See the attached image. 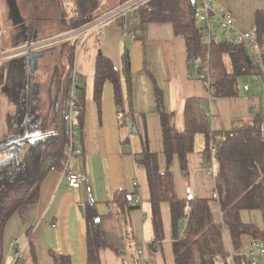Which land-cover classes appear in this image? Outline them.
Instances as JSON below:
<instances>
[{
	"label": "crops",
	"instance_id": "obj_1",
	"mask_svg": "<svg viewBox=\"0 0 264 264\" xmlns=\"http://www.w3.org/2000/svg\"><path fill=\"white\" fill-rule=\"evenodd\" d=\"M214 1L211 0L212 5ZM215 3L233 16L234 28L239 31L255 29L254 15L258 11H262L264 17V0H218ZM67 7L65 13L63 0H0L1 52L41 39H56L45 48L21 52L0 62L4 63L7 89L19 93V137L24 140L54 131L61 81L67 73L69 50L73 47V70L84 87L85 108L75 140V148L81 155L69 160L68 169L88 176L86 183L72 190L58 169L48 172L37 203L19 208L4 228L3 264H54L51 252L69 256L71 264H86L84 206L89 201L95 204L108 245L100 251L101 264H175L169 206L160 205L163 239L155 243L146 174L135 163V155L143 150L146 140L149 150L159 156L160 171L166 168L155 91L161 93L162 106L173 113L174 126L180 132L184 127L183 106L187 98L201 99V106L216 131L247 123L260 113V103L253 96L248 101L209 97L206 84L195 67L188 68L183 39L174 35L169 24L146 25L133 17L126 27L134 35V40L129 42L123 38L119 22L94 30L86 27L71 30L73 6L68 4ZM108 10L111 9L98 14ZM125 47L130 59L131 93H127L122 79L121 106L125 117L121 125L111 84L103 87L100 107L93 102L92 93L97 54L108 58L119 71ZM32 56L37 57L31 59ZM236 104L243 106L231 115ZM202 147L203 138L197 135L194 151L187 156L186 172L180 170L176 157L169 167L176 195L181 200L212 199L215 192L214 178L204 172ZM120 191L129 196L135 209L121 211L113 203L114 194ZM79 207L83 208V214ZM210 208L215 223H220L218 205L210 203ZM241 220L262 229L258 211L242 212ZM222 238L224 252L228 254L232 246L226 230ZM216 264H230V261L225 258Z\"/></svg>",
	"mask_w": 264,
	"mask_h": 264
},
{
	"label": "trees",
	"instance_id": "obj_2",
	"mask_svg": "<svg viewBox=\"0 0 264 264\" xmlns=\"http://www.w3.org/2000/svg\"><path fill=\"white\" fill-rule=\"evenodd\" d=\"M126 0H120L122 5ZM73 14L70 29L77 31L100 16L95 14L98 0H71ZM142 24L164 23L184 41L185 56L190 69L206 84L209 97L233 99L241 95L239 79L258 73L259 68L246 50L225 40L215 39L209 44L202 41V31L196 22L190 0H153L140 8L134 16ZM132 17V18H133ZM253 33L264 48V17L254 15ZM230 62L226 70L224 57ZM73 47L69 50L67 73L61 81V92L54 131L10 143L1 149L0 158V264H3V231L11 217L23 206L39 200L44 178L51 169H60L65 160L67 143L64 116L68 109L69 89L73 72ZM264 61V56H263ZM121 68L115 70L112 62L100 53L96 56L93 81V102L100 107L103 87L110 83L116 106H121L124 80L131 93V68L128 48L120 56ZM4 82V67H0V85ZM155 101L159 114L162 155L165 170L159 169V156L152 153L144 142L143 150L135 155V163L145 171L149 191V206L154 241L163 239L160 205L168 204L170 212L172 250L175 264H216L226 258L223 231L230 237L232 250L238 252L252 240L264 241V139L260 133L262 116L229 130H213L211 118L201 106L200 98H187L183 106V130L174 126V115L162 106V95L156 90ZM76 124L80 126L85 108V91L80 84L74 95ZM203 138L201 154L204 165L215 166L214 191L221 213V222L215 223L210 209L213 199L177 197L173 175L169 170L176 157L182 172L187 171V156L194 151L195 137ZM113 203L123 211L136 207L129 196L116 192ZM260 212L262 229L241 220L242 212ZM86 264H101L100 251L108 248L98 222L95 204L84 206ZM247 240H249L247 242ZM54 264H71L69 256L50 253ZM247 264V263H245Z\"/></svg>",
	"mask_w": 264,
	"mask_h": 264
},
{
	"label": "built area",
	"instance_id": "obj_3",
	"mask_svg": "<svg viewBox=\"0 0 264 264\" xmlns=\"http://www.w3.org/2000/svg\"><path fill=\"white\" fill-rule=\"evenodd\" d=\"M153 0H126L122 5L116 8L108 10L104 14L98 16L85 27L86 29L94 30L100 27L106 26L111 23H121V30L123 31V38H127L129 42L134 40V35L126 30V27L134 16V14L140 9L147 6ZM192 11L196 22L200 26L202 31V41L205 44H209L216 38L230 42L234 45L240 46L246 50L250 59L257 64L259 68L258 73H253L245 77L246 81L242 86V91L245 93L250 92L252 89L251 82H255L256 85L262 87V102L264 103V48L257 41L253 31L245 32L239 31L234 28L233 16L224 11L221 7L215 8L212 5L211 0H194L192 5ZM83 27V28H85ZM55 40L41 39L34 42H30L19 49H13L11 51H0V62L4 59L16 56L21 52L31 53L55 42ZM249 52V53H248ZM196 65V62H193ZM80 85V80L76 77L74 70L72 72L71 85L69 89V98L67 101L68 109L64 116V122L67 126L66 137L67 143L65 147V160L59 169L62 175L65 176L66 185L72 190L79 189L80 186L87 182L88 176L86 174H77L68 169V162L73 156L81 155V151L75 148V140L78 136V125L76 124L77 111L73 104L76 88ZM117 116L119 124H124L125 111L122 106H117ZM263 120L260 126V133L264 139V112L259 113ZM204 172L210 174L213 178L215 176L214 168L204 165ZM212 199L216 201L217 195L213 192ZM13 243L9 244L12 247ZM18 255H16L14 262H16ZM226 260L230 261V264H264V241L252 240L245 248L234 252L231 250Z\"/></svg>",
	"mask_w": 264,
	"mask_h": 264
},
{
	"label": "rangeland",
	"instance_id": "obj_4",
	"mask_svg": "<svg viewBox=\"0 0 264 264\" xmlns=\"http://www.w3.org/2000/svg\"><path fill=\"white\" fill-rule=\"evenodd\" d=\"M120 0H98L99 6L95 12V14L98 13H103L106 11L108 8L113 9L114 7L112 6L114 3H118ZM214 2H218V0H215ZM213 5L215 8H217V3ZM64 3V10L65 13L68 11V4H71V0H63ZM220 7V6H219ZM222 8V7H221ZM223 9V8H222ZM224 10V9H223ZM103 11V12H102ZM219 39H222V36H219ZM249 53V52H248ZM224 64L226 67L227 71H230V62L229 59L225 56L224 57ZM0 67H4V63L0 64ZM6 78V74H4V81ZM246 79L245 78H240L239 79V85H240V90H241V95L239 98H236V100H247L251 96L256 97L258 99V102L260 103V113L264 112V103L262 102V87L260 85H256L255 82H251L252 89L250 92L245 93L242 91V86L245 83ZM7 81L3 82L2 85H0V158L4 154V152H1V149L5 146H3L6 142L7 138L13 137L19 141V93L18 91H15L13 89H7L6 87ZM243 106L241 105H235L233 109L231 110V115L233 113H237V108ZM246 111V109H245ZM248 111V108H247ZM234 114V115H235ZM25 121L22 123V128L24 129ZM22 129V130H23ZM48 129V128H47ZM215 166H214V172H215ZM212 206H217V203L215 201H210ZM211 209V208H210Z\"/></svg>",
	"mask_w": 264,
	"mask_h": 264
},
{
	"label": "water",
	"instance_id": "obj_5",
	"mask_svg": "<svg viewBox=\"0 0 264 264\" xmlns=\"http://www.w3.org/2000/svg\"><path fill=\"white\" fill-rule=\"evenodd\" d=\"M190 2H191V4L193 5V3H194V0H190ZM37 56H32V57H30L31 59L32 58H36ZM22 138H20L19 137V141L21 140ZM17 140H15V141H10V142H5V144L3 145V146H6V145H8V144H10V143H13V142H16ZM79 210H80V212H81V214H83V208L82 207H79Z\"/></svg>",
	"mask_w": 264,
	"mask_h": 264
},
{
	"label": "flooded vegetation",
	"instance_id": "obj_6",
	"mask_svg": "<svg viewBox=\"0 0 264 264\" xmlns=\"http://www.w3.org/2000/svg\"><path fill=\"white\" fill-rule=\"evenodd\" d=\"M19 137V136H18ZM15 140H17L16 138H14L13 137V139H12V137H10L9 139H7L6 141H8V142H10V141H15Z\"/></svg>",
	"mask_w": 264,
	"mask_h": 264
},
{
	"label": "bare ground",
	"instance_id": "obj_7",
	"mask_svg": "<svg viewBox=\"0 0 264 264\" xmlns=\"http://www.w3.org/2000/svg\"><path fill=\"white\" fill-rule=\"evenodd\" d=\"M2 35V34H1ZM3 37V36H2ZM6 40H9V39H6ZM4 41V40H3ZM5 42V41H4ZM10 43V42H9ZM5 45H6V43H5Z\"/></svg>",
	"mask_w": 264,
	"mask_h": 264
}]
</instances>
